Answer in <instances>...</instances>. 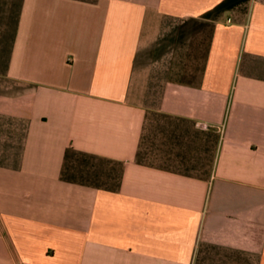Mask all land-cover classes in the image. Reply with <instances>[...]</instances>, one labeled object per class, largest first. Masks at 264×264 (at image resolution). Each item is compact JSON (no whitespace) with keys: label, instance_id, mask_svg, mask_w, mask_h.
I'll list each match as a JSON object with an SVG mask.
<instances>
[{"label":"crops","instance_id":"crops-1","mask_svg":"<svg viewBox=\"0 0 264 264\" xmlns=\"http://www.w3.org/2000/svg\"><path fill=\"white\" fill-rule=\"evenodd\" d=\"M0 264H264V0H0Z\"/></svg>","mask_w":264,"mask_h":264}]
</instances>
